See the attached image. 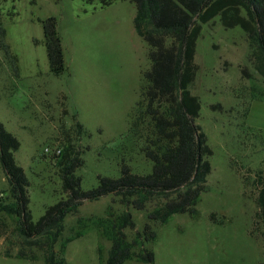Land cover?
Wrapping results in <instances>:
<instances>
[{
  "label": "rangeland",
  "instance_id": "1",
  "mask_svg": "<svg viewBox=\"0 0 264 264\" xmlns=\"http://www.w3.org/2000/svg\"><path fill=\"white\" fill-rule=\"evenodd\" d=\"M103 2L0 0L6 29L0 38V121L21 142L15 158L30 181L35 221L66 197L62 170L75 157L83 160L76 175L84 190L96 187L98 176L119 177L124 163L136 173L152 171L143 142L127 136L143 73L150 68L149 47L135 31L134 3ZM50 16L57 18L68 66L60 75L50 71L44 43L43 20ZM196 62L200 70L192 91L201 100L197 123L213 149L209 190L197 216L175 214L166 224H155L153 263L124 264H264V221L255 183L264 170V128L248 121L252 96L264 97V78L256 70L247 34L240 27L226 29L219 17L203 26ZM253 114L264 124V102L257 103ZM46 147L67 150L69 157ZM9 189L0 158V206H13ZM151 208L127 206L113 194L84 200L66 216L55 249L74 237L67 243V264H100V250L106 259L111 242L95 228L84 230L79 219L129 210L136 227L126 233L133 239ZM19 224L16 213L0 210V264H45L40 249L23 246ZM79 231L85 233L77 236ZM22 248L34 259L16 257Z\"/></svg>",
  "mask_w": 264,
  "mask_h": 264
},
{
  "label": "trees",
  "instance_id": "2",
  "mask_svg": "<svg viewBox=\"0 0 264 264\" xmlns=\"http://www.w3.org/2000/svg\"><path fill=\"white\" fill-rule=\"evenodd\" d=\"M103 1L105 5L112 3ZM128 1L136 7L133 24L149 47L150 68L143 73L141 97L130 112L127 136L143 142L142 151L153 164L151 172L136 173L124 163L119 177L98 176L99 184L84 190L81 177L76 175L83 160L75 157L62 170L66 197L48 207L35 221L30 208V181L15 158L21 142L0 121V158L10 181L7 198L13 200V206L1 205L0 210L12 211L20 217L23 246L40 249L45 264H67V243L74 237L67 238L59 250L55 245L64 231L66 216L84 200L113 194L138 210L152 206L144 228L133 239L126 233V229L136 227L129 210L107 217L79 219L84 230L95 228L111 242L106 259L100 250V264H124L130 260L153 263L155 252L150 243L157 238L155 224H166L175 214L198 215V204L209 190L208 178L213 169L210 160L213 149L207 133L197 123L201 100L192 91L200 70L196 62L197 41L205 24L219 17L226 29L240 27L247 34L256 70L264 78V0ZM43 32L50 71L60 75L68 66L55 16L43 20ZM5 37L0 10V38ZM1 45L6 47L3 42ZM252 98L259 97L254 94ZM78 126L83 129L81 123ZM62 153L66 159L69 157L68 151L62 149L55 155ZM255 183L258 214L264 221V170ZM84 233L79 231L77 236ZM16 257L34 259L24 248Z\"/></svg>",
  "mask_w": 264,
  "mask_h": 264
},
{
  "label": "crops",
  "instance_id": "3",
  "mask_svg": "<svg viewBox=\"0 0 264 264\" xmlns=\"http://www.w3.org/2000/svg\"><path fill=\"white\" fill-rule=\"evenodd\" d=\"M262 103L264 102V100L261 99H255L252 104H251V109H249V114H248V121H249V125H251L252 127L256 128V129H263L264 128V124H259L257 122V117H254L253 114V109L254 107L257 105V103ZM259 126V127H258Z\"/></svg>",
  "mask_w": 264,
  "mask_h": 264
},
{
  "label": "built area",
  "instance_id": "4",
  "mask_svg": "<svg viewBox=\"0 0 264 264\" xmlns=\"http://www.w3.org/2000/svg\"><path fill=\"white\" fill-rule=\"evenodd\" d=\"M46 151L47 152H54L56 154H60L61 153V149L60 148H57V149H51L50 147H46Z\"/></svg>",
  "mask_w": 264,
  "mask_h": 264
}]
</instances>
